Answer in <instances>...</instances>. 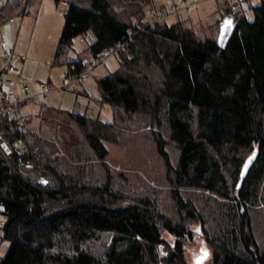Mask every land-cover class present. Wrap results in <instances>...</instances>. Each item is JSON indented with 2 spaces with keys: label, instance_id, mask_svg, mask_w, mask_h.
Returning <instances> with one entry per match:
<instances>
[{
  "label": "trees",
  "instance_id": "16d2710c",
  "mask_svg": "<svg viewBox=\"0 0 264 264\" xmlns=\"http://www.w3.org/2000/svg\"><path fill=\"white\" fill-rule=\"evenodd\" d=\"M112 2L69 4L53 62H64L76 37L92 38V57L116 50L118 66L98 81L115 119L57 108L42 115L71 121L73 140L0 117L9 149L0 144L2 239L10 242L0 264H188L194 224L212 248L211 264H264V0L242 3L251 20L230 1L222 42L183 20L146 25L151 0ZM83 62L68 60V71ZM129 131L151 140L166 193L138 171L132 179L109 166L105 142L120 143ZM19 137L22 153L12 147Z\"/></svg>",
  "mask_w": 264,
  "mask_h": 264
},
{
  "label": "rangeland",
  "instance_id": "374dc122",
  "mask_svg": "<svg viewBox=\"0 0 264 264\" xmlns=\"http://www.w3.org/2000/svg\"><path fill=\"white\" fill-rule=\"evenodd\" d=\"M174 1L151 0V5L146 8L150 9L153 5L165 7L167 10ZM71 2L84 7L90 6V0H0V48L12 49V61L20 69V74L14 77L18 86L24 83L30 87L29 90L32 93L40 90L48 91L49 100L46 103L42 104L33 99L20 106L23 122L26 118V123L38 129L39 133L45 137L51 138L57 133H62L76 140L72 132L76 128L71 121L68 120L60 126L51 123L47 117L38 124L39 121L33 120L34 116L40 112L44 117L49 115L53 108H57L98 117L106 122L113 121L116 113L111 106L100 101L98 81L114 70L118 62L116 55L111 54L88 71L84 78L62 86V78L69 73L68 60L77 57L87 60L93 58L86 48L92 38L76 37L73 48L63 57L64 62L62 64L53 62L55 46L64 23V14ZM113 4L120 11L121 7L115 2ZM177 4L175 14H167V23L183 20L184 24L191 27L201 38L212 37L220 42L225 40L229 25L223 24L222 19L225 18V9L231 5L230 0H181ZM186 4L190 6L184 8L183 5ZM243 8L247 19H253L252 10L246 4ZM147 18L146 16L145 19ZM3 62L4 59L0 57V69ZM58 116L65 119L62 114ZM105 146L108 151L106 160L110 167L126 171L132 179L131 174L138 171L143 175L147 185L166 193L168 187L165 183L164 163L151 140L144 133L124 132L120 135V143L105 142ZM170 151L175 158L173 146H170ZM142 188H146V185L143 184ZM165 193L162 199L165 204H169ZM126 200L131 201L127 197ZM4 223L5 216L0 206V258L6 254L10 246L8 240L2 239ZM198 228V224L192 226L196 237L195 242L185 249L187 262L188 264H211L212 248L199 234ZM159 252L161 257L167 256L162 247L159 248Z\"/></svg>",
  "mask_w": 264,
  "mask_h": 264
},
{
  "label": "built area",
  "instance_id": "2783aa9c",
  "mask_svg": "<svg viewBox=\"0 0 264 264\" xmlns=\"http://www.w3.org/2000/svg\"><path fill=\"white\" fill-rule=\"evenodd\" d=\"M177 1L181 0H175V2L170 5V11L166 10L164 7H151L148 11L151 18L146 19V25H152L156 22L162 21L168 16L167 14L175 13ZM230 1L232 2V5L235 7L236 10L241 11L242 3L245 0ZM184 8H187V6H184ZM131 37L132 34H130L126 40H130ZM125 42L126 41L121 42L119 47L124 45ZM115 51L116 50L103 53L101 55L93 57L92 60H85L83 62L82 68L79 71L69 72L67 76L62 78V86L84 78L88 71H90L97 64L103 62L107 58V56L114 54ZM11 54L12 49L0 48V57L4 59L3 65L0 69V117L5 113H9L16 120L17 129L21 130L23 117L20 113V106L26 103L27 101L33 99H36L39 103L47 102L48 91L40 90L36 93H30L28 85L20 83V86H18L14 77L20 74V69L13 63ZM12 147L18 153H22L25 151L24 143L20 137L12 143Z\"/></svg>",
  "mask_w": 264,
  "mask_h": 264
},
{
  "label": "water",
  "instance_id": "95a60500",
  "mask_svg": "<svg viewBox=\"0 0 264 264\" xmlns=\"http://www.w3.org/2000/svg\"><path fill=\"white\" fill-rule=\"evenodd\" d=\"M0 144H1V146L3 147V149L5 150V151H8L9 149H8V147L4 144V142L2 141V139H0ZM251 160L252 159H248L247 161H246V165H244V167H243V169H242V173H241V177H240V179H239V181H238V184H237V187L238 188H240L241 187V183H242V180H243V177H244V174H245V170L248 168V166L250 165V162H251ZM248 164V165H247Z\"/></svg>",
  "mask_w": 264,
  "mask_h": 264
},
{
  "label": "crops",
  "instance_id": "0c3cea01",
  "mask_svg": "<svg viewBox=\"0 0 264 264\" xmlns=\"http://www.w3.org/2000/svg\"><path fill=\"white\" fill-rule=\"evenodd\" d=\"M152 3V2H151ZM150 3V4H151ZM176 14H178V13H176ZM223 24H225V23H223ZM84 60H86V59H84ZM29 89H30V87H29ZM30 92L32 93V91L30 90ZM33 92H37V91H33ZM49 100V99H48ZM29 114H33V113H31V112H29ZM36 115L37 116H34V118H33V120H35V122L36 121H39V123L38 124H40L41 123V120H42V113L40 114V112H38V114L36 113ZM33 117V116H32ZM28 118V117H27ZM31 119V118H30ZM26 120V118H24V121Z\"/></svg>",
  "mask_w": 264,
  "mask_h": 264
}]
</instances>
